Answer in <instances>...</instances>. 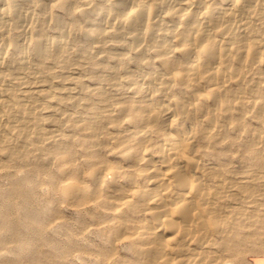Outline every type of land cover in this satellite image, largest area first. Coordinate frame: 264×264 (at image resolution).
Returning <instances> with one entry per match:
<instances>
[{
  "label": "bare ground",
  "instance_id": "bare-ground-1",
  "mask_svg": "<svg viewBox=\"0 0 264 264\" xmlns=\"http://www.w3.org/2000/svg\"><path fill=\"white\" fill-rule=\"evenodd\" d=\"M251 243L264 0H0V264H232Z\"/></svg>",
  "mask_w": 264,
  "mask_h": 264
},
{
  "label": "rangeland",
  "instance_id": "rangeland-1",
  "mask_svg": "<svg viewBox=\"0 0 264 264\" xmlns=\"http://www.w3.org/2000/svg\"><path fill=\"white\" fill-rule=\"evenodd\" d=\"M234 164L230 165L233 169L240 168L239 159H234ZM63 214L67 215L66 211L63 209ZM252 244L247 252L240 254L239 256L232 259V264H256L257 262H261V259H264V245ZM5 252V251H4ZM14 256V255H13ZM46 257H49V254L45 253ZM44 257V259L46 258ZM75 264H82L80 260H76Z\"/></svg>",
  "mask_w": 264,
  "mask_h": 264
},
{
  "label": "crops",
  "instance_id": "crops-1",
  "mask_svg": "<svg viewBox=\"0 0 264 264\" xmlns=\"http://www.w3.org/2000/svg\"><path fill=\"white\" fill-rule=\"evenodd\" d=\"M261 262H257L256 264H264V259H261Z\"/></svg>",
  "mask_w": 264,
  "mask_h": 264
}]
</instances>
